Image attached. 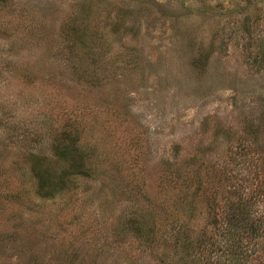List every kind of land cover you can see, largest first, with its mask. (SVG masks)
I'll list each match as a JSON object with an SVG mask.
<instances>
[{
	"label": "rangeland",
	"instance_id": "rangeland-1",
	"mask_svg": "<svg viewBox=\"0 0 264 264\" xmlns=\"http://www.w3.org/2000/svg\"><path fill=\"white\" fill-rule=\"evenodd\" d=\"M65 130L92 175L41 196ZM225 216L264 264V0H0V264H224Z\"/></svg>",
	"mask_w": 264,
	"mask_h": 264
},
{
	"label": "trees",
	"instance_id": "trees-1",
	"mask_svg": "<svg viewBox=\"0 0 264 264\" xmlns=\"http://www.w3.org/2000/svg\"><path fill=\"white\" fill-rule=\"evenodd\" d=\"M51 155L30 154L26 159L28 165L25 167L34 179L36 192L41 196L52 197L55 193L69 187L75 176H91V154L79 143V137L71 131H60L52 137ZM238 206V205H237ZM240 206H238L239 208ZM230 217H224L219 223V233L226 241L225 247L221 248L222 255L228 260L224 264H240L241 242L240 234L244 230ZM217 222V221H216ZM135 225L132 228L134 235L146 247L160 236L155 214L148 209L137 210V215L128 224ZM246 233L252 235L255 226H248ZM245 233V232H244ZM231 238V240H230ZM228 246V247H227ZM230 253V257L226 256Z\"/></svg>",
	"mask_w": 264,
	"mask_h": 264
}]
</instances>
